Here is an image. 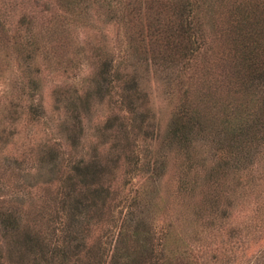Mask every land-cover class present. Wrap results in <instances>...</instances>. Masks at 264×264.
Returning <instances> with one entry per match:
<instances>
[{
	"label": "trees",
	"instance_id": "16d2710c",
	"mask_svg": "<svg viewBox=\"0 0 264 264\" xmlns=\"http://www.w3.org/2000/svg\"><path fill=\"white\" fill-rule=\"evenodd\" d=\"M62 2L82 13L88 5L95 6L107 23L122 25L125 40L117 57L104 44L93 47L98 64L92 85L80 96L61 98L66 141L73 148L79 142V113L92 99L118 95L127 110L116 107L107 119L102 134V144H109L105 152L93 147L88 158H62L64 171L46 212L44 206L42 212L35 206L25 216L21 206L0 202V264H193L183 246L186 230L215 225L207 223L210 216L227 220L237 200L258 191V177L253 174L264 160V0ZM14 32L15 38L9 40L0 21V44L31 53L39 35L31 18L21 16ZM29 53L19 52L17 66L24 74L22 94L30 103L9 106L5 110L9 124L23 109L33 121L42 119L41 107L35 103L39 71ZM149 76L176 100L164 136L157 133L145 104L141 81ZM138 135L144 138L138 142H144L141 153ZM201 148L216 156L202 177L207 193L198 198L197 185L183 179L178 193L188 206L183 214L165 215L161 199L154 198L149 188L162 180L167 154L181 155L187 173L195 175ZM58 155L45 144L43 164L56 171ZM122 162L129 173L138 172L139 185L128 203L121 202L127 209L117 211V219L108 202L117 192L113 177ZM230 174L236 184H231ZM153 209L155 216H150ZM51 212L55 217L50 220ZM155 217L161 221L159 227L153 224ZM47 224L44 232L41 226ZM91 231L98 233L92 240ZM262 253L253 264H264Z\"/></svg>",
	"mask_w": 264,
	"mask_h": 264
},
{
	"label": "rangeland",
	"instance_id": "374dc122",
	"mask_svg": "<svg viewBox=\"0 0 264 264\" xmlns=\"http://www.w3.org/2000/svg\"><path fill=\"white\" fill-rule=\"evenodd\" d=\"M85 11L78 12V8L69 10L62 0H0V21L6 27V37L9 40L15 38L14 31L19 29V19L23 15L31 18L36 33H39L36 35L38 37L36 46L29 49L31 53L28 49L14 50L0 44V133L4 130V133L0 134V202H4L7 207L21 206L25 216L31 215L30 210L35 206L41 212V206L51 207L50 197L58 187L59 177L64 171L61 165L63 159L88 158L93 147H100L99 152L108 149L109 144H102L106 121L117 111L116 107L127 110L125 104H122V97L118 95L113 99L109 96L92 99L89 106L81 108L79 113L81 120L79 142L73 148L70 141H66L63 124L67 117L61 110L63 103L61 98L67 101L69 98L80 96L92 85V74L98 64L93 47L104 44L114 51L115 57L120 56L125 47L122 25L107 23L106 18L100 15L102 12L93 5H88ZM22 38H18L17 43H21ZM19 52L29 53L33 59L32 63L39 71L40 93L35 103L41 107L42 119L33 121L30 116L28 118L24 114L23 109V113L9 124L5 110L13 104L24 107L30 103L26 102L22 94L26 88L23 85V71L17 66ZM141 83L147 94L145 104L150 111V117L157 125V133L164 136L176 100L153 76L142 79ZM192 89L196 93L199 90L198 83H195ZM115 100L118 102L114 108ZM127 115L129 114L125 113V116ZM142 139L144 138L141 135L136 137L140 153L143 152L144 142H138ZM45 144L52 146L59 153L56 171H51L49 164L44 165L42 162ZM154 147L152 150L157 152L158 149ZM212 154L206 148L199 150L197 158L199 170L195 175L187 173L181 155L174 151L167 154L162 180L157 182L158 185L154 189L149 188L154 198L161 199L162 212L165 215L179 212L183 214L184 208L188 206L184 195L179 196L178 193L179 183L183 179L192 180L197 185L198 198L207 193L202 177L216 162V156ZM128 169L126 164L120 163L113 177L115 185L113 188H116L117 192L113 202L108 203L113 206V217L117 219L120 217L117 211L127 209L123 206V201L128 203L127 201L136 194L135 190L139 185L138 172L129 173ZM229 177L232 185L237 183L233 175L230 174ZM253 177H258L257 193L237 200L227 220L210 216L211 219L207 223L215 225L205 224L202 227L196 225L197 229L191 226L186 230L183 246L191 253L192 258L188 260L193 264H253L262 256L264 160L259 163L258 171L256 169ZM114 205L117 208H114ZM155 211L153 209L150 216H155ZM43 212H46V207ZM54 217L55 214L51 212L48 219ZM153 222L158 227L161 225V221L156 217ZM47 226L48 224L42 225L41 229L45 232ZM47 230L50 232L49 228ZM96 235L98 233L94 235L91 231L89 239L92 240ZM47 236L53 242L52 236Z\"/></svg>",
	"mask_w": 264,
	"mask_h": 264
}]
</instances>
